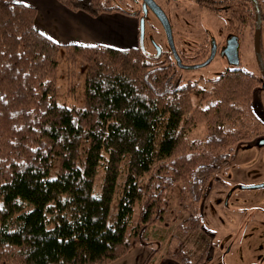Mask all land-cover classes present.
Segmentation results:
<instances>
[{
  "label": "trees",
  "instance_id": "16d2710c",
  "mask_svg": "<svg viewBox=\"0 0 264 264\" xmlns=\"http://www.w3.org/2000/svg\"><path fill=\"white\" fill-rule=\"evenodd\" d=\"M57 1L90 16L117 10L104 0ZM35 17L33 6L0 0V264H109L134 239L143 242L148 225L163 217L166 192L181 184L188 217L179 230L195 232L199 219L190 208L205 181L257 127L248 120H255L250 99L258 77L229 68L210 89L179 85L169 55L59 44L35 27ZM61 50L68 64L86 71L81 106L56 100ZM191 93L205 100L203 107L192 108ZM200 123L205 137L188 138Z\"/></svg>",
  "mask_w": 264,
  "mask_h": 264
},
{
  "label": "rangeland",
  "instance_id": "374dc122",
  "mask_svg": "<svg viewBox=\"0 0 264 264\" xmlns=\"http://www.w3.org/2000/svg\"><path fill=\"white\" fill-rule=\"evenodd\" d=\"M165 12L171 26L174 46L183 57V61L202 60L206 55L210 40L215 38L223 44L227 35L238 36L239 60L235 68H242L258 77L259 67L254 52V9L247 0H224L218 9L202 7L192 0H155ZM108 7L118 8L136 14L139 19V47L142 51L155 58L162 51L163 58L169 55V46L164 28L157 16L148 8L142 9L143 0H104ZM263 15L261 32V50L264 58V0H259ZM115 12V11H114ZM116 12L110 19L114 30L110 31L112 39H118L123 26H134V23L124 13ZM138 14V15H137ZM121 15V16H120ZM121 19V23L119 22ZM132 38L128 40L131 42ZM94 45V44H93ZM207 49V54L203 53ZM202 55L193 58L197 52ZM192 57V58H191ZM224 56L217 53L210 63L199 69L183 70L175 67L173 80L179 85L191 82L199 88L210 89L213 80L225 69L232 68ZM85 69L76 63L66 62L64 50L58 55L56 100L66 106H81L84 99ZM192 108L203 107L202 100L195 93L190 94ZM252 114L257 117L250 119V127L257 125L253 133L234 145L229 160L221 164L219 169L206 180L202 193L195 205L190 208L198 215V229L186 235L181 234L179 223L188 217V210L180 204L181 185H176L166 192L168 204L163 217L153 225H148L143 236V242L134 239V245L126 254L109 264H133L141 261L148 250H153V262L159 264L162 260L177 257L182 253L181 262L185 264H264V226L257 222L264 219L258 213L264 211V147L255 145L256 135H264V88L256 85L251 96ZM250 128V129H251ZM203 123L195 125L187 131L190 139H203L206 135ZM56 162L52 170L55 171ZM103 166L100 165L94 177L93 190L100 191ZM124 173L118 176V185L110 204V214L113 218L120 194V183ZM144 176V180L148 179ZM140 206L134 207L128 234L132 239L134 226ZM261 219V220H260ZM259 223H263L262 221ZM254 225V226H253ZM253 226V228H252ZM132 241V240H131ZM146 242V243H144ZM208 244V245H207ZM208 246V247H207ZM227 247V248H226ZM225 248L229 251L225 252ZM260 252L261 257H255ZM252 253V255H251ZM173 254V255H172ZM175 254V256H174ZM209 259L206 261L205 259Z\"/></svg>",
  "mask_w": 264,
  "mask_h": 264
},
{
  "label": "crops",
  "instance_id": "0c3cea01",
  "mask_svg": "<svg viewBox=\"0 0 264 264\" xmlns=\"http://www.w3.org/2000/svg\"><path fill=\"white\" fill-rule=\"evenodd\" d=\"M15 1L35 7V27L59 44H105L117 48L136 46L134 26L124 27L121 19L119 22L123 29L119 30H122V33L117 34L118 39L110 37V31L114 30V25L109 21L116 17L113 15L116 13L114 11L90 16L82 11L70 10L57 0ZM130 38L132 41L128 42Z\"/></svg>",
  "mask_w": 264,
  "mask_h": 264
},
{
  "label": "flooded vegetation",
  "instance_id": "af4514ba",
  "mask_svg": "<svg viewBox=\"0 0 264 264\" xmlns=\"http://www.w3.org/2000/svg\"><path fill=\"white\" fill-rule=\"evenodd\" d=\"M190 1V0H189ZM194 3H196V4H198L199 5V3H200V5H202V7H205L204 5H207V7L209 8V9H218V8H222V6H217L218 5V3L219 4H222V2H224V0H192ZM247 1H249V0H247ZM251 2V1H250ZM252 3V2H251ZM260 3V2H259ZM159 5V4H158ZM223 5V4H222ZM252 6H253V4H252ZM161 7V6H160ZM141 8L142 9H148L149 7H148V5L143 1L142 2V4H141ZM117 10H113V11H115V12H121V13H124L126 16H128L129 18H132V19H130L133 23H134V28H135V40H136V46H138L139 45V42L141 43V41L139 40V37H138V35H139V32H140V30H139V28H138V25H139V19H138V17L139 16H137L136 17V14L135 13H132V12H126V11H123V10H119L118 8H116ZM150 9V8H149ZM253 9H254V6H253ZM151 10V9H150ZM112 12V11H111ZM120 13V14H121ZM138 15V14H137ZM261 15H262V11H261ZM254 18H255V14H254ZM262 21H263V15H262ZM261 32H262V29H261ZM231 42L233 43V42H235L236 43V51H237V63H238V60H239V45H240V42H239V39H238V36L237 35H235V34H230V35H227L225 38H224V43L223 44H221V43H218L217 42V40H215V38H212L211 40H210V47H209V49H208V51H207V49L206 50H204L203 51V53H206L207 54V52H208V57H207V55L202 59V60H199V61H197V60H191L190 62H185V61H183V57L178 53V55H179V58H180V60H181V63L182 64H184V65H196V64H201V63H203V62H205L208 58H209V56L211 55V52L213 51V57L217 54V53H219L221 56H224L228 61H229V59H228V57H227V49H228V46L231 44ZM254 44V43H253ZM260 44H261V41H260ZM169 48V47H168ZM176 49V48H175ZM177 51V50H176ZM207 51V52H206ZM168 54H169V56L172 58V60L174 61V63H175V66L176 67H178V68H180L179 66H177V64H176V62H175V60H174V58H173V55H172V53H171V51H170V49H169V51H168ZM261 54H262V50H261ZM200 55H202V52H197V54L196 55H194L193 56V58H195V57H197V56H200ZM157 56H162V51L161 52H159L158 54H157ZM212 57V58H213ZM192 58V57H191ZM262 58H263V55H262ZM212 60V59H211ZM210 60V61H211ZM230 62V61H229ZM263 62H264V58H263ZM210 63V62H209ZM208 63V64H209ZM231 63V62H230ZM237 63H231V64H233V67L232 68H235L234 66H236V64ZM208 64H206V65H204V66H202V67H199V68H203V67H205V66H207ZM259 67V66H258ZM199 68H195V69H199ZM238 68V67H237ZM180 69H183V70H191V69H184V68H180ZM193 70V69H192ZM258 79H259V83L257 84V85H259L260 87H262V88H264V78H263V76H262V74H261V71H260V68H259V75H258ZM253 93V92H252ZM250 103H251V99H250ZM254 115V114H253ZM255 116V118L257 117L256 115H254ZM258 118V117H257ZM259 119V118H258ZM255 142V145H259V147L261 148H263L264 147V135H263V133H261V134H258V135H256V139L254 140ZM258 215L259 216H261L263 219H264V211L263 212H259L258 213ZM261 220V219H260ZM263 222V223H259V222ZM261 221H259V222H257V224L261 227V225H262V227L264 226V221L263 220H261ZM254 226V225H253ZM253 226H252V228H253ZM208 245V244H207ZM208 247V246H207ZM227 248V247H226ZM225 248V252H227V251H229V248H228V250ZM227 250V251H226ZM153 250H151V248L148 250V253H147V255L146 256H144V258L141 260V261H139V262H134L133 264H156L155 262H153V257H152V255H153ZM175 254H176V256L177 257H171V259H165V260H162L159 264H185L184 262H181V260L178 258V251H176L175 252ZM175 254H174V256H175ZM173 255V254H172ZM255 257L256 258H260L261 257V253L260 252H257V253H255ZM206 261H208L209 259L207 258V259H205ZM254 260H252V261H250L249 263H251V264H254V262H253ZM187 264H189V263H187Z\"/></svg>",
  "mask_w": 264,
  "mask_h": 264
},
{
  "label": "water",
  "instance_id": "95a60500",
  "mask_svg": "<svg viewBox=\"0 0 264 264\" xmlns=\"http://www.w3.org/2000/svg\"><path fill=\"white\" fill-rule=\"evenodd\" d=\"M143 1L148 5V7L151 9V11L160 20V22L164 28V31H165V35L167 38V43H168L169 49L173 55V58L177 64V66H179L180 68H184V69H195V68L202 67V66H204L210 62V60L212 59L213 54H214L213 51L211 52V55L209 56V58L201 64H196V65H184V64H182L181 60L179 58V55H178V53L175 49V46H174L171 26H170V23L168 21V18L166 16L165 12L157 4V2L155 0H143ZM249 1H251L253 6H254V14H255L254 37H253L254 52H255L256 60H257L258 66L260 68L261 74L264 78V62H263V58H262V54H261V44H260L261 29H262L261 6L259 3V0H249ZM226 54H227V57L231 63H237V51H236V43L235 42H233V43L231 42V44L228 46Z\"/></svg>",
  "mask_w": 264,
  "mask_h": 264
}]
</instances>
